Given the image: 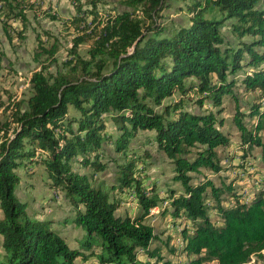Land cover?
I'll list each match as a JSON object with an SVG mask.
<instances>
[{"label":"trees","instance_id":"obj_1","mask_svg":"<svg viewBox=\"0 0 264 264\" xmlns=\"http://www.w3.org/2000/svg\"><path fill=\"white\" fill-rule=\"evenodd\" d=\"M85 1L90 10L72 0L77 15L63 21L76 35L61 69L34 72L25 106L14 104L0 126V264L160 260L151 249L159 236L145 221L154 208L180 228L185 264L261 258L264 176L250 196L235 184L254 177L252 152L264 149V3L120 0L126 10L101 22V0ZM178 2L185 3L178 10L186 11L187 23L166 24V12ZM27 4L32 8L25 0H0V17L24 25ZM82 44L89 45L88 59L78 52ZM55 53L48 52L51 61ZM238 93L254 95L247 114ZM225 99L234 103L240 164L218 152L234 146L222 130ZM247 116L254 119L250 127L243 122ZM156 157L168 163L169 181L179 190L167 184L160 194L145 181ZM104 160L116 168L115 183L106 189L93 183V175L106 169ZM37 165L66 205L62 222L29 216L17 194V170ZM124 199L141 214L120 213ZM55 223L80 229L76 247L52 228Z\"/></svg>","mask_w":264,"mask_h":264},{"label":"rangeland","instance_id":"obj_2","mask_svg":"<svg viewBox=\"0 0 264 264\" xmlns=\"http://www.w3.org/2000/svg\"><path fill=\"white\" fill-rule=\"evenodd\" d=\"M25 1L32 5V8L28 7V4L26 5V22L24 25L18 21L12 23L6 21L5 23L0 17V126L10 120V116L15 110L14 104L22 102L25 106L32 93L29 80L34 72L44 67L47 69V73H54L61 69L68 58V51L72 47L71 41L76 35L74 27L63 22L69 21L77 15L72 6V0ZM81 1L84 3V9H91V6L86 4L85 0ZM119 1L101 0L97 8L98 20L105 22L109 16H114L117 12L126 10ZM262 3H264V0H260L258 4ZM184 6L185 3L183 2L175 3L173 9L166 12L164 22L172 24V21H174L175 23L186 24V11L178 10ZM91 18L88 19V22ZM89 26L91 25L89 24ZM54 48L56 53L53 57L54 61H51L48 52ZM88 50L89 45L82 44L79 46L78 52L80 56L88 59ZM238 94H240L238 98L241 105H244L242 111L247 114L246 104L251 102L254 95L251 93ZM233 104L230 99H225L224 105L227 109L221 116L224 121L222 130L230 137V141L234 146L219 148L218 152L220 155L224 154V157L227 156L228 159L236 156L235 162L240 164L241 159L239 157L241 155L237 148L241 136L232 120L234 114ZM243 122L246 127H250L254 123V119L247 116L243 119ZM107 128L109 130L113 129L111 123L108 124ZM261 134L264 135L263 132ZM2 135L3 133L0 132V138ZM263 152V148H255L252 152L254 156L252 159L254 160V177L243 179L235 184L237 192L244 195V197L251 195L261 184V176H264ZM113 156L118 158L114 154ZM155 159V164L145 169L143 175L145 181L154 182L157 185V192L160 194L166 191L167 184H170L171 189L179 190L178 184H171L169 181L171 168L168 163L160 161L157 157ZM102 162L106 164V169L104 172H96L93 175V183L106 189L115 183L116 168L115 164L109 163L107 160ZM222 164H227V162L223 161ZM78 171L88 173V170L82 168H78ZM17 172L21 177L17 194L22 201L28 204L27 214L38 219H50L55 222L64 221L68 214L66 205L60 200L59 193L50 188L43 167L37 165L29 171L20 168ZM90 172H93V170H90ZM225 175L229 174L223 173V176ZM211 178L216 180L215 177L211 176ZM124 212L132 216L141 214L140 209L128 199H124L123 204L120 206V213ZM145 221L155 228V233L159 236V240L151 244V249L157 250L161 259L157 260L158 257L150 259L144 256L141 259L147 264H185L186 258L180 252L182 244L180 228L169 218L168 214L162 215L160 208H154L150 210V214ZM52 228L69 237L70 247H76L73 239L82 235L80 229L73 225L55 223ZM1 241L0 236V260L4 255ZM205 264L216 263L208 262ZM247 264H264V251L261 258L253 257Z\"/></svg>","mask_w":264,"mask_h":264},{"label":"bare ground","instance_id":"obj_3","mask_svg":"<svg viewBox=\"0 0 264 264\" xmlns=\"http://www.w3.org/2000/svg\"><path fill=\"white\" fill-rule=\"evenodd\" d=\"M253 172V171H252ZM167 204V203H166ZM163 206H165V204L163 205ZM164 209V208H163Z\"/></svg>","mask_w":264,"mask_h":264},{"label":"crops","instance_id":"obj_4","mask_svg":"<svg viewBox=\"0 0 264 264\" xmlns=\"http://www.w3.org/2000/svg\"><path fill=\"white\" fill-rule=\"evenodd\" d=\"M222 156H224V154H221Z\"/></svg>","mask_w":264,"mask_h":264}]
</instances>
